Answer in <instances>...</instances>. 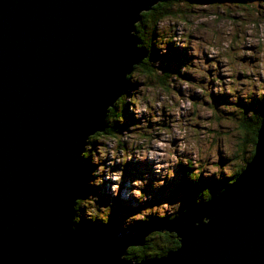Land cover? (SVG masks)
Here are the masks:
<instances>
[{
  "label": "water",
  "instance_id": "1",
  "mask_svg": "<svg viewBox=\"0 0 264 264\" xmlns=\"http://www.w3.org/2000/svg\"><path fill=\"white\" fill-rule=\"evenodd\" d=\"M160 0H0V264H264V120L240 174L205 201L126 234L75 226L83 154L147 55ZM205 218L207 223L204 222ZM179 247L135 261L152 232Z\"/></svg>",
  "mask_w": 264,
  "mask_h": 264
},
{
  "label": "rangeland",
  "instance_id": "2",
  "mask_svg": "<svg viewBox=\"0 0 264 264\" xmlns=\"http://www.w3.org/2000/svg\"><path fill=\"white\" fill-rule=\"evenodd\" d=\"M194 1L156 27L154 74L140 65L128 74L135 90L117 101L119 131L90 137L92 189L77 212L89 228L114 213L126 234L150 213L169 215L185 201L182 164L219 178L251 154L239 103L264 93V0Z\"/></svg>",
  "mask_w": 264,
  "mask_h": 264
},
{
  "label": "trees",
  "instance_id": "3",
  "mask_svg": "<svg viewBox=\"0 0 264 264\" xmlns=\"http://www.w3.org/2000/svg\"><path fill=\"white\" fill-rule=\"evenodd\" d=\"M191 1L194 0H160L149 11L142 12L141 17L136 24L135 34L140 39L141 44L145 45L147 50V55L145 59L139 65L141 67L143 66L144 68H146L150 75H153L155 72V65L153 61L158 55L155 48L156 45L155 43H153V41L156 39V36L158 35L156 33V27L163 20V18H167L173 14V7L184 3L188 4ZM169 48L171 47L169 46ZM135 69H138V67L135 66L134 70ZM130 75L127 77V84L123 91V93L125 94H128L129 87H131ZM239 104L241 113H239L240 117L238 116V127L241 128L243 134L241 138L243 142L246 143L245 145H250L251 147V149L248 150L249 152H251L250 155H246L244 152L245 155L243 156V162L241 166L237 168L232 175H227V177H219L220 179H217L215 176H202L203 174L198 169L193 168L191 161H187V163L182 164V168H180L181 177L179 181L180 184L178 186V188H180L181 192L185 196V201L182 207L174 211L171 215L165 214V216H161L154 213H150L147 217L144 216L141 219L137 220L136 223L132 225L131 231L136 230L137 228L143 225L154 224L159 221H166L174 218L175 216H177V212L179 215L182 211L186 209V206L190 203L210 199L212 195L220 192L227 184L233 181L240 174V172L246 166V163L251 159L254 154L257 133L262 121L264 120V93H259L258 95H255L247 101H240ZM118 105V102H116L115 106L113 108H110L108 112L106 119L107 127L105 131H103V133L105 134L113 135L119 131L117 128H115L117 123L115 117L117 116ZM123 107L126 108V102H123ZM126 112L127 109H125V113ZM110 117L111 119L114 118L113 121H110ZM93 139L94 137L89 138L88 145L91 142H94ZM234 156H237L236 153L234 154ZM84 162L87 174V178L85 180L86 193L83 194L77 201L75 215L76 228L83 232H91L95 230L96 226H98L107 230L114 231L116 233H121L120 229L117 227L114 213L105 215L102 219L103 221H98L90 228L82 222V217L81 219L77 218V212L80 208L79 201L82 200V197L86 196L87 193L89 194L90 190L92 189L89 186L88 177L91 174L90 172L93 168V164L90 160V154L87 155L86 152L84 153ZM179 245V240L177 239L174 233H170L167 231L152 232L146 237L145 244L143 246L129 247L125 257L135 261L160 257L171 250H175L179 247Z\"/></svg>",
  "mask_w": 264,
  "mask_h": 264
},
{
  "label": "clouds",
  "instance_id": "4",
  "mask_svg": "<svg viewBox=\"0 0 264 264\" xmlns=\"http://www.w3.org/2000/svg\"><path fill=\"white\" fill-rule=\"evenodd\" d=\"M106 124H107V123H106ZM85 151H86V150H85ZM84 153H85V152H84ZM81 155H83V161H84V154H83V152H82ZM84 163H85V162H84ZM86 175H87V174H86ZM226 177H227V176H226ZM86 178H87V176H86ZM217 179H220V178H217ZM163 207H164V208H167L168 206H167V204H165ZM180 208H181V204H180L179 201H177V202L173 203V209H170L169 212H168V214L171 215V214H172V211H173L174 209H180ZM176 214L178 215V212H177ZM160 215H161V216H165V213H164L163 211H161V212H160ZM204 222L207 223V219H206V218H205Z\"/></svg>",
  "mask_w": 264,
  "mask_h": 264
}]
</instances>
